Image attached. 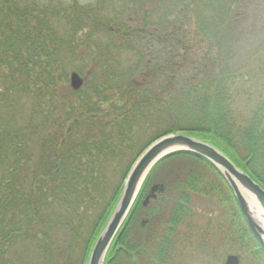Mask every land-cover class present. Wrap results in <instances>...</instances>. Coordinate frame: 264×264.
<instances>
[{"label":"trees","instance_id":"1","mask_svg":"<svg viewBox=\"0 0 264 264\" xmlns=\"http://www.w3.org/2000/svg\"><path fill=\"white\" fill-rule=\"evenodd\" d=\"M255 2L0 0V264H86L133 166L169 135L203 139L264 189V35L240 53ZM231 253L264 264L224 176L178 153L148 176L105 264Z\"/></svg>","mask_w":264,"mask_h":264},{"label":"water","instance_id":"2","mask_svg":"<svg viewBox=\"0 0 264 264\" xmlns=\"http://www.w3.org/2000/svg\"><path fill=\"white\" fill-rule=\"evenodd\" d=\"M84 83L85 79L77 72L70 75V86L74 91L82 89ZM178 153L204 158L219 170L232 189L251 232L264 248V230L241 192V190H246L253 194L264 210V189L215 146L196 136L174 134L154 142L137 160L127 177L122 194L111 216L91 249L86 264H105L108 253L130 216L148 176L162 160ZM160 191L162 190L158 186L153 187L143 201V205L146 207L151 200H156ZM224 264H241V258L230 254L226 257Z\"/></svg>","mask_w":264,"mask_h":264},{"label":"rangeland","instance_id":"3","mask_svg":"<svg viewBox=\"0 0 264 264\" xmlns=\"http://www.w3.org/2000/svg\"><path fill=\"white\" fill-rule=\"evenodd\" d=\"M70 1V0H65ZM96 0H80L83 4H91L94 3ZM249 22L248 24L251 27L252 34L251 37L241 46V56L246 57L248 53L257 45L258 43V36L264 35V0H256L253 4V8L249 13ZM260 32H262L260 34ZM73 72L70 73V75ZM70 75H69V86H70ZM71 87V86H70ZM234 254V253H231ZM226 260V259H225Z\"/></svg>","mask_w":264,"mask_h":264},{"label":"bare ground","instance_id":"4","mask_svg":"<svg viewBox=\"0 0 264 264\" xmlns=\"http://www.w3.org/2000/svg\"><path fill=\"white\" fill-rule=\"evenodd\" d=\"M241 192L251 212L253 213L257 221H259L262 229L264 230V210L261 204L259 203L258 199L246 190H241Z\"/></svg>","mask_w":264,"mask_h":264}]
</instances>
